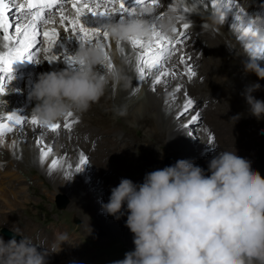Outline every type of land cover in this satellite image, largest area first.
<instances>
[{"label": "clouds", "instance_id": "1", "mask_svg": "<svg viewBox=\"0 0 264 264\" xmlns=\"http://www.w3.org/2000/svg\"><path fill=\"white\" fill-rule=\"evenodd\" d=\"M176 23L174 15L166 14L156 21V27L161 35L171 36ZM221 23L220 16L212 12L204 26L214 29ZM247 27L254 35L243 40V71L264 79V67L258 62L264 54V15H249ZM104 28L114 43L132 38L147 44L153 33L142 17L116 20ZM122 51L113 49L111 55L120 62L100 71L98 66L107 64L105 49L95 43L79 44L73 69L39 73L28 93L36 101L32 111L38 120L47 125L68 112L84 113L110 86L126 89L131 77ZM260 87L254 82L241 93L248 112L257 120L264 116V100L252 93ZM117 111L126 114L123 106ZM240 115L230 119L235 122ZM207 172L191 160L178 159L146 173L142 183L121 178L111 188L108 201L101 202V210L119 220L126 208L125 225L133 234L134 249L111 264H264V177L234 149L213 156ZM12 231L21 239L0 237V264H46L49 255L69 243L66 232L54 233L52 242L44 241L38 249L31 237Z\"/></svg>", "mask_w": 264, "mask_h": 264}, {"label": "bare ground", "instance_id": "2", "mask_svg": "<svg viewBox=\"0 0 264 264\" xmlns=\"http://www.w3.org/2000/svg\"><path fill=\"white\" fill-rule=\"evenodd\" d=\"M124 2L128 6H134L133 0H124ZM206 2L207 5H211L210 0H206ZM244 2L243 3L236 2V7L234 9L231 10L226 9V11L228 12L225 15L224 23L217 25L214 29H208L206 26H204V22L206 21V18L210 13L216 12L219 15V13L212 6L211 9L208 10L204 6V4L197 3L194 12L187 14L182 12L183 8L193 7L191 0H171V6L177 9L175 12L171 10V7H165L163 4H161L160 7L155 10L153 15L159 14V12L161 11L164 12V15L166 14H172L174 16H176L177 14L185 15L186 19L184 21H177L176 28L178 31L182 30L180 29V24L183 22H188L191 25V27L187 30L189 33L188 40L185 41V44L182 45L181 47L184 49V52L186 53L187 56L192 57L191 63L193 69L194 67H196L195 64L199 63L197 60L200 57V55L208 52L207 50V46H208L211 49L216 50L215 60L218 70L224 72V74L227 75L230 69L228 66L229 63H231L236 70L238 71L243 70L242 61L244 57H242V50H243V40L246 39V37L242 36V33L238 30L239 27H247V19L249 15H264V1L249 0L246 3ZM21 3H25L26 6V0H12L11 3H9V0H5V7H9L8 13H6V10L4 9L6 25L9 22L12 25H15L17 19H19L21 23L25 21V17L27 16V11L25 12L17 11ZM149 6H150V0H149V4H145L142 7L147 8ZM64 7L68 15L70 16L74 15V10L71 8L70 3L65 4ZM109 7H112V5L110 4ZM239 8H243L244 13L241 21L237 22L235 21L234 17ZM101 10H103V8H101ZM116 20H118V15L107 16V15H99V14L93 15L92 13H85L81 17V22L85 26L90 28H100V29H103L107 23L114 22ZM233 24L237 25V27H233ZM10 30H14V29H10ZM58 31L61 33V35L58 37L56 44L54 45V47L51 49L50 52L44 51V48L47 47L46 44L39 43L40 41L43 40V37L41 36L37 38V40H40L38 41L39 51L36 53L35 56V59L38 62L30 61L28 59H22L13 62L12 73H11L13 79L8 81L4 85V87L9 88V85L11 86L15 85V89L17 88V90L15 94H12L13 97H15L14 102H12V100L9 98L7 99V102L9 104L0 102V115H2L5 118L3 122H7V116L12 114H15L17 116L21 115L22 116L21 118L28 119L29 121L31 120V117L34 114L32 109L35 106L36 101L31 99L28 93L30 92L32 85L34 81L37 79L39 73L56 71L65 68L73 69L75 67V65H69L64 59V56L65 55L73 56L75 51L79 47L80 41L77 39L76 35L71 34L70 32H63V29L59 26H58ZM175 36L176 34L173 33L169 37H175ZM200 37H203L207 41H209V43L206 45V48L205 45L204 46L198 45L197 42L198 39H200ZM203 38L201 39L203 40ZM207 41H205V43ZM107 44L108 47H106L105 51L109 53L111 62L113 64L119 63L120 62L119 58H113V56L111 55L112 50L117 48V44L114 43L110 38H108ZM2 47L3 44L2 42H0V49H2ZM120 49L123 50L121 53L122 57L124 58L127 57L129 61L128 64L126 65V70L128 72V75L131 77L130 85L126 89L114 85L110 86L105 93V96H107L105 97L106 102H102L101 101L102 98H101L100 101L96 104H93L88 111L84 113H74V118H78L79 122L74 125V129L70 133V137H71L70 139H69L68 131H66L62 127L56 133L47 131L46 128H37V130L34 132L32 125L29 123L25 125L23 129H19V131H17L18 128H14L12 132L6 133L3 138V143L0 144V187L3 191L8 190L7 189L8 187L14 188V186L23 185L24 182H27V188H29L30 185L28 184L29 181L28 177L25 176V178H20L21 174L19 175V172L21 171V168L24 165L34 164V166H39L53 183L55 191L66 192L71 197V199L80 197L82 202H86L88 205H90V208L95 215V220H93L92 218H87L85 221V225H86L85 227L87 230L90 231L91 229V231H94L97 234L106 232L104 225L106 224V216L108 215L102 212L101 202L106 203L108 201V198L111 194L109 191L111 186H108V184L105 183V180L103 179V176L101 174L102 170L100 169L99 166L102 164V162L101 164L98 163V160L100 161L99 151L103 150L102 147L100 146L102 145L100 138L99 139L92 138L93 136L90 137L89 135H83L82 134L83 132L81 133L78 132L80 133L78 134L77 131L81 130L84 132H94L97 136H99L102 135L104 131L106 132V130H110V129L112 130L113 125L115 124L114 120L118 121L117 116L120 117L122 116L130 122L133 121L137 123V121H139L144 123L145 138H147V140L149 141H147L146 143L139 142L137 144V147L135 148L139 151L137 153V157L147 156L148 162L153 163L157 159L158 151H160L161 148H159V146L157 147L154 146V144L158 143V141L160 140H164L166 143L171 144L172 148L184 150V153L186 152L190 156L195 153L201 160L203 155L206 154V152L211 153L212 151L213 156L218 155L217 151L213 152L215 148L214 142L212 139L211 141L209 140V137L211 136V131L210 128L206 126L200 127L201 130L197 129L199 130L198 132H201L202 130H206L204 136L203 134L201 135L202 138L200 141L199 150L197 152H195L194 148L184 143V141L186 140L185 139L186 127L184 125L186 126L188 125L187 121L190 119L191 115H194L195 113L197 112L199 113L200 111H202L201 109L198 108V102L196 100L195 101L196 104L193 106L195 111L190 110L189 114L181 118V120L177 118L174 112H172L174 110L180 109L186 98L184 96V90H185L184 86L188 85L187 76L178 74L175 78L169 77L170 81L174 79L173 84L171 85L172 90H174L178 84L182 85L183 87L180 92H176L178 93L177 96L176 97L174 96L170 100L169 99L165 100L164 99L165 95H163L162 103L160 104V107L159 106L157 107L151 101L149 89L152 86L151 83L152 80L155 79V75H157L158 73L153 72L152 75L147 77L146 81H139L138 73L135 68L136 52L139 50H133L128 42H122L120 44ZM51 55H57L58 59L55 61L46 60V57ZM177 59L178 57L174 56L171 61L167 62V66L171 68ZM198 65L199 64H197V66ZM98 70H100L99 66H98ZM184 71L185 68L183 66H178L177 68L178 73ZM26 78L29 80H26ZM204 78L206 79L207 76L204 75L202 79L205 80ZM164 85L165 84L163 83L156 85L158 86L157 88H159L158 89L159 92H162ZM233 85H235V82L229 85L227 91L230 92L228 96L230 97V100H233V103L236 106V103H239L240 99L239 96L237 95L238 93L236 94L234 92L235 90L233 91L232 89ZM225 87H227L226 81H224V88ZM134 88L135 89L137 88L139 90L134 91ZM11 89L12 88H10V90ZM142 89L143 92L141 91ZM8 92H9L8 90L7 91L5 90L3 94H0V101H4L5 96ZM121 106H123L126 109V114L124 115H118L117 113L118 112L117 109H119ZM160 108L164 109L165 113H163L162 115V122H156L155 117H157L161 113ZM111 110H114L116 112L115 116L112 119L107 117L108 113ZM152 110L154 111L153 114L146 113ZM16 112L19 113L16 114ZM97 118L101 119L100 121L101 124L104 121L108 120L111 122V123L109 122L111 125L109 127L107 126L108 128L105 126L106 124L102 126L100 123H98ZM58 121L62 123L63 118L55 122ZM122 130L125 132L130 131L128 126H122ZM42 132L45 133L43 139L49 146H51V144H55L54 149L49 155V159L46 160L44 163L40 162L38 147L35 143L36 139L41 136ZM130 144L133 147L135 146L134 142H131ZM239 148H242L243 150H241V152L245 153L249 147L244 143V145L243 146L241 145ZM147 151H151L149 155H147ZM81 152L84 153L89 158L88 163L85 164L80 171L75 172L76 165H78L79 163V155ZM53 159H57V160L63 159L66 160L67 163L63 165V168L58 167L56 169L49 171L48 165L51 163ZM202 162L203 163H201L200 166L201 168L202 166L204 167L203 165L204 161L202 160ZM69 165H71V168H69ZM65 173H69V175H66ZM205 174H209V173L205 171ZM92 175L97 177L95 178L97 180L96 185L100 186V189L103 190L102 191L103 196L101 197L100 196L98 197V195L96 197L95 194H92L90 192V189L92 191L91 183H90V176ZM15 194L17 196L21 195V197H25L26 195V194L24 195V193H18V192H16ZM122 210L124 211V215H122L119 220L114 219L112 216V219L109 222V228L114 229L117 232H121L122 234L127 236L128 240L131 243H133V234L125 225V220L127 218L126 208H123ZM61 224L62 223H60L56 227L57 233H61L59 231L62 228ZM75 248L71 249V251H73ZM73 255L74 254L71 253V256L69 258L72 261V263L82 264L81 263L83 261L82 258L78 257L77 255L75 256Z\"/></svg>", "mask_w": 264, "mask_h": 264}, {"label": "rangeland", "instance_id": "3", "mask_svg": "<svg viewBox=\"0 0 264 264\" xmlns=\"http://www.w3.org/2000/svg\"><path fill=\"white\" fill-rule=\"evenodd\" d=\"M244 1L248 2L249 0H236V2L239 3H243ZM206 8L210 10L211 5H207ZM5 10L6 13H8L9 7H5ZM201 38L203 37H200L197 43L198 45H205L206 48L209 41L205 38L202 40ZM204 40L207 42L205 43ZM207 50V53H203L204 56L202 54L198 58L197 61L199 63L195 64L196 67H194L193 70L197 72L196 76L191 80L188 79V85L184 86V92H187V98H191L194 101L193 106L196 104L195 101L197 100L198 108L202 110L199 112L200 120L198 122L187 126L184 125L186 127V140L184 143L194 148L195 152H197L202 138L201 135L203 134L204 136L206 133V130L198 132L199 130L197 129L201 130L200 127L206 126L210 128L211 138L216 148H214L213 152L217 151L219 154L223 150L231 151L234 149L236 155L251 161L252 169L258 171L261 176L264 177V132L261 131L264 129V116L259 120L252 116L248 112V105L241 94L247 85L258 82L261 85L260 89L252 94L257 99L264 100V79H258L254 73H245L243 70L238 71L231 63L228 64L230 68L228 71L229 75H225L224 72L219 71L216 66V50L208 46ZM258 62L264 67V54ZM197 64L199 65L197 66ZM204 75L207 76L206 79L204 78L205 80L202 79ZM26 80L29 79L26 78ZM173 81L174 79L170 81L168 78L167 87L164 85L162 92H159L158 86H156L155 91L151 90L152 86L150 87L149 92L151 101L155 106L160 107L163 95H165V100H170L174 96H177L178 93L174 92L176 88L174 90L171 89ZM224 81L227 82V87L225 88ZM233 82H235V85L232 86V89L233 91L235 90L234 92L236 94L238 93L237 95L240 99L239 103H236V106L233 100H230L228 96L230 92L227 91L229 85ZM10 88L12 89L10 90ZM5 90L9 92L6 94L3 103H8V98L14 102L15 97H13L12 94L16 93L17 88L15 89V85H9V88L5 87ZM141 91L143 92V89ZM174 93L175 95H173ZM105 97L107 96L104 95L102 97V102H106ZM178 110L179 109L172 112L176 114ZM160 111L162 114L160 113L155 117L156 122H162V115L165 113V110L161 109ZM18 113L19 112H16V114ZM115 113L114 110H111L107 117L112 119ZM146 113L153 114L154 111L152 110ZM237 113L241 115L240 118L234 122V120L230 118ZM117 117L118 121L114 120L115 124L112 130H106L102 135L97 136L94 132L77 131V133L83 132V135L93 136L92 138H100L102 143L100 146L103 150L99 151L100 161L98 160V163L101 164L102 162L99 167L102 170L101 174L105 183L111 186L110 190L112 187L119 184L121 178H128L137 184L142 183L146 173L165 167L164 161L169 157L174 159V163L178 159H188L199 166H201L203 160L204 167L202 166V168L207 171L208 162L213 157L212 151L211 153L206 152L201 160L197 154L194 153L190 156L188 153H184L182 149L172 148V145L166 143L164 140H160L158 143L154 144V146H159L161 149L158 151L157 159L153 163L148 162L147 156L137 157V153L139 152L135 148L137 144L139 142L146 143L149 141L145 138L144 123L139 121H137V123L133 121L130 122L122 116ZM179 119L181 120V118ZM97 121L100 123L101 119L97 118ZM109 122L110 121L106 120L100 124L102 126L106 124L105 126L109 127L111 125V122ZM122 126H128L130 131H123ZM17 131H19V128ZM131 142L135 143L134 147L130 144ZM244 143L249 147L245 153L241 152V150H243L242 148H239L241 145L243 146ZM54 147L55 144H51L52 150ZM150 152L151 151H147V155H149ZM28 165H24L21 168L19 175L21 174L20 178H25V176L28 177L29 181H27L30 185L29 188H27V182H24L23 185L14 186V188L8 187L6 191H3L0 187V237L5 241L14 236L16 240H20L21 236L12 231L19 230L25 236L31 237L33 242L38 244L37 247L39 249L41 247V245H39L40 243L47 241L50 244L52 242L54 233H57V225L62 223V228L59 231L68 234L69 243L71 244L63 243L61 245V251L52 253L46 258V264H73L69 259L71 253L74 254L73 256L77 255L81 257L83 260L81 262L82 264H111L112 261L123 259L125 252L134 249V244L128 240L127 236L109 228V222L112 219L111 215L106 216V224L104 225L106 232H103L105 234H97L94 231L87 230L85 227L86 219L92 218L95 220V215L90 205L86 202H82L80 197L71 199L66 192L55 191L53 183L39 166H34V164ZM95 178L97 177L93 175L90 176L92 188L90 192L95 194L96 197L97 195L101 197L103 196V190L100 189V186L96 185L97 180ZM10 190L13 191L11 192ZM16 192L26 195L25 197H21V195L17 196L15 194ZM73 248L75 249L71 251Z\"/></svg>", "mask_w": 264, "mask_h": 264}, {"label": "snow or ice", "instance_id": "4", "mask_svg": "<svg viewBox=\"0 0 264 264\" xmlns=\"http://www.w3.org/2000/svg\"><path fill=\"white\" fill-rule=\"evenodd\" d=\"M12 0H9L11 3ZM192 8H183L182 12L187 14L194 12L197 3L204 4L207 7L206 0H191ZM71 4V8L74 10V15L67 14L64 7L65 4ZM211 6L219 13L221 22L224 23L227 10L234 9L236 7V0H210ZM112 7H109V5ZM149 4V0H133L134 6H128L124 0H26L25 3H21L19 12L27 11V16L23 23L17 19L15 25L10 22L5 23V0H0V42L3 47L0 49V94L5 92L4 85L13 79L12 64L15 61L22 59H28L30 61L38 62L35 59L36 53L39 51V43H44L47 47L44 48L45 52H50L56 44L58 37L61 33L58 31V26L63 29V32H70L77 36L80 44H92L95 43L102 49L108 47L107 40L109 38L108 32L105 28H90L85 26L81 22V17L85 13H92L93 15H118V20L126 21L133 17H142L149 21L152 26L153 33L152 39L147 45L143 40L130 38L127 42L131 45L133 50H139L136 52V71L138 73L139 81H146L147 77L152 75L153 72L158 73L155 75V79L152 80V91L156 90L158 84H168V78H175L178 74L185 75L189 80L196 76V72L192 67V57L187 56L184 49L181 47L188 40V29L191 25L188 22L180 24V31L175 27L173 33L175 37H169L161 35L157 30L156 21L164 15L161 11L159 14L153 15L155 10L163 4L165 7H171L172 11H176L175 7L171 6V0H150V6L143 8L142 6ZM103 8V10H101ZM147 13V15H146ZM244 13L243 8H239L235 14V21L239 22L242 19ZM177 21H184L185 15L177 14L175 16ZM233 27L237 25L233 24ZM14 29V30H10ZM242 36L254 35L250 27H239L238 29ZM43 37V40L38 43L37 38ZM117 48L120 49L121 42H116ZM176 56L178 59L172 65L171 68L167 66V62L171 61ZM57 55H51L46 57V60L55 61ZM64 59L69 65H74L73 56H64ZM105 59L107 64L100 67V71L108 70L113 67V63L105 51ZM128 61L127 57H125ZM178 66L185 68L184 72H177ZM182 85L176 86L175 92H180ZM137 90L134 88V91ZM175 95V93L173 94ZM185 100L181 108L177 111V118H183L189 114V111H195L193 108L194 101L191 98H187V92H184ZM3 102V101H0ZM22 116L15 114L7 116V122L4 121V117L0 115V144L3 143V138L6 133H10L14 128L23 129L27 124H31L33 131L37 128H46L47 131L56 133L61 129H65L70 133L74 129V125L79 122L78 118H74V113L68 112L63 117V122H53L47 125L42 124L35 114L32 115L31 120L23 119ZM200 120V113L191 115L187 121L188 125L196 123ZM45 133H41L35 141L38 151L40 162L44 163L49 159V155L52 152L51 146H49L43 139ZM211 136L209 140L211 141ZM15 143V142H14ZM88 157L84 153L79 155V163L76 165L75 172H78L82 167L88 163ZM67 163L66 160L53 159L48 165L49 171L56 168H63V165ZM71 168V165H69ZM69 175V173H65Z\"/></svg>", "mask_w": 264, "mask_h": 264}, {"label": "water", "instance_id": "5", "mask_svg": "<svg viewBox=\"0 0 264 264\" xmlns=\"http://www.w3.org/2000/svg\"><path fill=\"white\" fill-rule=\"evenodd\" d=\"M164 163L166 166L172 165L174 164V159L169 157L164 161Z\"/></svg>", "mask_w": 264, "mask_h": 264}]
</instances>
